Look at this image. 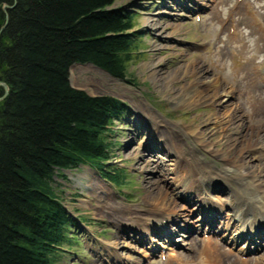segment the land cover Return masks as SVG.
<instances>
[{"label":"rangeland","instance_id":"1","mask_svg":"<svg viewBox=\"0 0 264 264\" xmlns=\"http://www.w3.org/2000/svg\"><path fill=\"white\" fill-rule=\"evenodd\" d=\"M237 1L114 0L112 8L123 9L135 17L132 30L138 32L132 59L126 64V77L115 78L91 63H75L69 69V83L89 96H110L125 105V113L120 120L113 121L109 132L111 136L105 138L106 143L112 145L111 155L109 154L111 158L105 164L111 170L122 171L124 184L121 187L110 185L89 165H80L76 169L62 171V175H55L52 187L76 225L71 230L74 235L73 243L57 254L58 260L54 264H130L129 261L131 264H166L163 258L169 252L162 250L161 256L160 249L156 252L155 246L164 242L161 238L165 237L160 235L161 229L172 234V242L176 239L174 248L179 252V257H182L179 258L180 264H205L206 256L203 253L194 254L188 249L190 237L177 230V224L181 223L179 220L176 224L170 222L163 227H156L151 235L142 237L144 241H149L152 237L155 239L156 242H151L154 252L150 250V242L144 246L133 243L135 238L139 239L138 232L132 231L136 229V220L140 215H144V210L152 208V202L146 194L147 188L143 186L144 176L151 175V178L156 180L158 174H147L135 168V159L130 155V150L139 148L141 153L147 155V148H159L156 136L149 137V123L152 118L157 120L158 125L161 123L162 129L168 125L169 131L181 130L177 139L186 149L194 147L197 150V161L203 166L209 165L218 171L227 166L223 157L232 153H236L235 165H240L242 160L248 159L246 167L260 174L264 186V151H241L243 147L258 144L257 142L264 139V85L255 87L250 75L253 73L250 65H264V39L251 24L247 12L248 3L245 4L247 1L250 3V8L264 24V0ZM149 15L153 16L159 26L156 31L144 18ZM229 21L231 24L226 28ZM252 22L258 25V21ZM233 29L238 35L229 42L230 30ZM194 62L205 71L204 74L201 70L192 69ZM155 67L159 71L157 77L161 78L156 80V83L151 75ZM177 72L180 77H177ZM192 72L195 73L193 77L202 75L206 80L224 81L227 84L226 89L232 91L230 110H241V125L237 124L238 132L232 136L233 139L241 140V143L231 146L227 151L220 147L223 152L219 150L221 156L213 155L197 142V136L195 138L185 132L189 129L196 131V120L200 115L209 112L211 107L201 101L198 104L177 107L175 100L171 99L169 91L175 92L178 81L189 77ZM240 77H246V86L244 85L241 91L238 84ZM221 99L227 98L222 96ZM160 139L164 140V137ZM213 139L212 146L218 137ZM145 145H148L147 148ZM157 150L156 155L168 160L169 155L164 150ZM86 171L93 172L90 180L83 176ZM216 182L224 184L222 179ZM159 184L165 189L168 197L174 198L173 195L181 192L170 179ZM183 193L184 199L192 198L188 193ZM177 201L185 207V201L179 196ZM192 207L193 205L188 208L189 211ZM227 209L224 211L227 212ZM120 210L129 213L121 219L117 213ZM197 217V213L191 215L190 221ZM195 222L198 225L197 219ZM199 232L193 233L192 236L198 240L207 238L205 235L199 236ZM114 241H119L116 250L107 247ZM216 241L223 245L221 236L220 241ZM245 241H236L232 247L234 251L228 248L229 246L225 248L230 249L233 254L238 253V258L240 254L241 259H248L245 260L247 264H258L261 256H264V248L256 252H238V249L245 245ZM251 243L248 248H254ZM250 253H256L258 256L249 258ZM230 258L231 262L225 261L222 264H233L236 259L232 256ZM207 261L213 262L209 258Z\"/></svg>","mask_w":264,"mask_h":264},{"label":"trees","instance_id":"2","mask_svg":"<svg viewBox=\"0 0 264 264\" xmlns=\"http://www.w3.org/2000/svg\"><path fill=\"white\" fill-rule=\"evenodd\" d=\"M113 4L0 0V81L8 87L0 100V264H54L73 243L76 222L52 187L55 175L89 165L124 184L122 171L105 164V138L125 105L69 83L75 63L126 77L138 32L135 17Z\"/></svg>","mask_w":264,"mask_h":264},{"label":"bare ground","instance_id":"3","mask_svg":"<svg viewBox=\"0 0 264 264\" xmlns=\"http://www.w3.org/2000/svg\"><path fill=\"white\" fill-rule=\"evenodd\" d=\"M251 13V21H258L257 15L252 11ZM152 17L153 16L149 15V17L144 18H146V22L151 25L152 29L156 31L159 26H157ZM256 27L258 30H261V35L264 36V26L258 24ZM235 36L236 30L232 31L228 41L231 42ZM192 65V69L201 70L200 72L204 74L205 71L200 69L196 62L192 63ZM251 73L250 75L253 77L252 81L255 87L264 85V66L260 69L258 68L256 71L253 69V73ZM176 74L177 77H180L178 72ZM191 74L190 76L188 74L189 77H184L182 81H178L179 83L177 84V88H175V92L169 91L172 95L171 99L175 100V105L177 107L198 104L200 101L205 102L211 107L209 112L205 115H200L201 117L196 120V124L194 125L197 127L196 131L189 129L185 132L190 133L195 138L197 136V142L201 143V146L206 148L210 153L215 156H221L220 147L223 149L225 148L227 151L231 146H237L241 143V140L232 138V136L238 132L237 124L241 125V110L239 111L240 108L230 110L232 106H230L229 102H231L230 98H232V91L226 89L227 84L224 81L217 79L206 80L202 75L193 77L195 73L192 72ZM151 75H153L155 83L156 80L161 79L157 77L159 71L156 70V67L151 72ZM245 78L246 77L239 78L238 84L240 91L246 86ZM222 96H225L227 99H221ZM235 106L237 107V105ZM160 124L158 125L155 118H152L149 123V137L153 138V136H156L159 148L154 146L147 148L148 145H145L148 149L145 150L147 151V155L141 153L139 148L138 150L133 148L130 150V155H133L135 159V168L141 169L147 174L153 172H157L158 174L156 180H153L151 175L144 176L143 186L147 188L146 194L152 202V208L144 210V215H140L136 220L134 224L136 229L132 231L138 232L137 235H139L140 240H136L137 238H135L133 243L144 246L148 245L150 241V250L154 252L155 249L151 242H156L155 239L152 237L149 241L148 239L144 241L142 237L151 235L153 229H156V227H162L170 222L176 224L179 220L181 223L177 224V230L190 237L188 249L194 254H198V252H201V254L203 253L206 256V258H204L205 264H222L225 261H230V256L235 259L237 257V260H234L235 264H247V261L238 258V256L235 257L230 249L226 250L225 246H229L228 248H230V242L235 244L237 241L236 238H246L252 233L246 240H248V243L253 242V251L256 252L264 248V186H262L260 174L255 173L254 170L252 171L250 167H246L248 159L244 158L245 160H242L240 165H235L236 153L229 154L230 156L226 157L222 156L227 166L218 171H215L209 165L203 166L197 161V150L194 147L186 149L184 145L181 144L180 140L177 139V134L179 132L181 133V130L175 131L174 129V131H169L168 125L163 126L164 129H162V125ZM211 125L214 127H211ZM238 127L240 128V126ZM215 136L218 137V139L214 142V146H212L211 142H213ZM161 137H164V140H161ZM257 143L258 144L246 146L245 148L243 147L241 151L249 152L253 150L254 152L259 150L263 152L264 139H261ZM157 149L164 150L169 155L168 160L167 158L156 155L155 153L158 152ZM167 161L170 163H167ZM242 167L244 170L241 169ZM92 175L93 172L86 171L83 176L87 180H90ZM167 179H170L174 183L173 185H175V188L181 190V192L179 191V193L173 195L174 198L168 197L166 192H164L165 189L159 184V182H166ZM221 179L223 180V185L222 183L216 182ZM104 191L103 193H106ZM183 192L188 193L192 198L189 200L184 199L185 196ZM177 196H179L183 202L185 201L184 203L187 206L185 205V207H182L177 201ZM192 205L193 207L191 211H189L188 208ZM226 208L229 210L227 209V213L224 214ZM211 211H215L219 217L217 218L215 214L212 215L209 213ZM117 213L119 217L123 219L125 214L129 213V211L120 210ZM196 213L198 217L190 221L191 215ZM196 219L198 225L195 222ZM203 226L207 229L205 233H207L208 236L205 239L198 240L192 235L193 233L199 232ZM223 228H225V234L220 236L223 239L224 246L212 238V235L216 232H220ZM228 232L231 233L228 234ZM160 235L168 237V232L161 229ZM118 238L122 239V237ZM255 240L258 241L257 244H255ZM174 241L176 242V239L173 240V243ZM118 243L119 241H114L108 244L107 247L116 250ZM246 243L247 241L244 244ZM157 245L161 248L160 250H170V254H166L165 256L166 264H180L179 258L182 257H179V252L170 248L171 245L167 246L166 242H161ZM246 247L243 246L238 252H250ZM207 258L210 260L212 259L213 262H208ZM258 264H264V256H261Z\"/></svg>","mask_w":264,"mask_h":264},{"label":"water","instance_id":"4","mask_svg":"<svg viewBox=\"0 0 264 264\" xmlns=\"http://www.w3.org/2000/svg\"><path fill=\"white\" fill-rule=\"evenodd\" d=\"M8 8H10V6H4V11H6V9H8ZM0 85L4 89V94L0 97V100H2L6 96V94H7L8 87H7V85L4 82H1V81H0Z\"/></svg>","mask_w":264,"mask_h":264}]
</instances>
